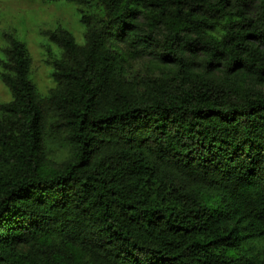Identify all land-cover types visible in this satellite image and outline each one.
Here are the masks:
<instances>
[{
  "label": "trees",
  "instance_id": "obj_1",
  "mask_svg": "<svg viewBox=\"0 0 264 264\" xmlns=\"http://www.w3.org/2000/svg\"><path fill=\"white\" fill-rule=\"evenodd\" d=\"M40 1L84 43L42 94L2 33L0 264H264V0Z\"/></svg>",
  "mask_w": 264,
  "mask_h": 264
},
{
  "label": "rangeland",
  "instance_id": "obj_2",
  "mask_svg": "<svg viewBox=\"0 0 264 264\" xmlns=\"http://www.w3.org/2000/svg\"><path fill=\"white\" fill-rule=\"evenodd\" d=\"M59 25L69 30L79 44L84 43L83 27L70 6L45 5L40 0H0V46L3 45L2 33L19 34L32 55V79L42 94L54 87L52 68L46 61L49 59V51H55V48L49 44L45 33L55 30ZM154 66L148 60H141L134 63L133 69L137 71ZM10 100L8 90L0 81V103Z\"/></svg>",
  "mask_w": 264,
  "mask_h": 264
}]
</instances>
